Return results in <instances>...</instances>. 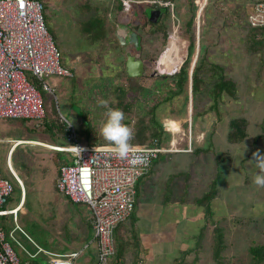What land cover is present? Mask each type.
Masks as SVG:
<instances>
[{
    "label": "rangeland",
    "instance_id": "374dc122",
    "mask_svg": "<svg viewBox=\"0 0 264 264\" xmlns=\"http://www.w3.org/2000/svg\"><path fill=\"white\" fill-rule=\"evenodd\" d=\"M107 1L42 0L47 7L45 13L49 18L48 25L53 29L56 43L63 52L62 63L66 68L73 70V77L42 76V80L49 88L47 90L41 85L40 93L45 112V119H43L49 123L51 121L57 124L64 123L71 143L64 142L62 139L51 140L49 134L42 132L40 121L35 125L34 121L24 124L20 120L0 119V172L13 187L10 201L6 205L7 209L14 208L20 200V191L15 178L6 166L10 142L13 140L40 142L35 144L38 146L21 145L10 154L13 169L22 180L26 195L24 210L19 212L16 223L12 215L0 217V227H5L6 241L23 264H47L48 257L39 253V248L50 253L60 252L74 248L85 240L87 233L84 226L79 225L81 223L79 217L85 213L86 206L72 204L55 188L58 167L69 159V155L58 154L39 145H42L41 142L51 146L72 145L74 137L65 123V118H70L71 115L74 123L69 128L75 132V139L79 144L87 142L84 136L88 134L92 140L86 144H107V142H96L100 141L96 139V137L99 138L96 132L104 119L100 113L101 107L98 101L114 99L113 95L116 94L107 92L108 86L113 84L109 80L112 81L114 78L118 80L117 85L132 88L129 99L138 102L132 110L131 123L128 125L135 132L136 119H140L135 112L141 113L143 109L151 107L162 99L165 93H169L170 87L165 82L164 76H173L175 70L180 69V63L182 64L187 56L188 37L192 34L195 50L190 60L189 74L207 50L208 60L219 64L225 76L236 81V97L224 98L218 105V112L208 110L202 116L199 112L206 110L210 101L205 95L194 99L189 81L185 94L174 96L166 101V105L164 104L158 111V119L165 125L167 131L166 140L163 141L162 146L170 151L160 155L154 168L156 176L159 175L155 178L157 183L153 188L155 192L151 193L149 184V194L159 196L165 193L166 180L171 175L176 177L179 174H188V178L182 175L175 180L177 184L175 188L180 190L176 198L181 196L180 192L184 187L189 186L187 199L191 202L193 198H199L209 192L210 184L215 178H219V182H222V176L219 177L222 174L225 179L221 184H215L216 195L217 197L220 195L223 202L226 200H232V202L224 203L225 208H215L222 215L228 214L221 224L230 231L233 241L235 240L236 243L240 241L241 249L251 245L252 239L256 247L264 241L263 230H261L262 234L260 232L257 234L256 223L252 219H242L244 222L236 219L242 211L248 212L249 215L251 205L250 203L234 204L233 197L241 195L251 202L254 205L253 215L256 216V213H259L257 219L261 220L260 229L264 227L262 222L264 188H258L252 183L257 169L250 162L253 158L252 154L257 150L264 155V34L258 45L259 49L254 48V51L250 52L245 39L246 28L242 27V23L246 22L250 15L251 4L263 0H123L129 2V7L125 8L122 3L121 12H117L115 5ZM155 1L169 6L151 5ZM88 2L90 9L93 10L82 13L80 9L84 5L88 6ZM201 5L203 10L199 13ZM155 7L168 8L170 20L165 23V19H161L160 25H166L162 26V29L159 27V35L151 39L150 32L153 28L146 25L142 29V26L146 21L145 18H149L150 12L155 10ZM103 11L110 21L117 20L116 30L126 27L127 33L130 34L129 25H140L138 33L142 45L140 51L134 49L132 44L125 45L122 49L112 42L88 44L80 32L79 23ZM189 21H192L191 27L188 32H185L184 26ZM109 26L110 31L112 27L110 24ZM110 36H112L111 33L108 34V37ZM172 38L176 39L177 54H171L168 50ZM202 47H204L203 54L200 51ZM127 53L148 62L145 63L147 65L145 75L141 78L130 79L116 76L119 68L122 69ZM157 62L159 68L162 69V65L167 73L159 72ZM164 84L167 85L165 88ZM104 93H108V96H104ZM234 119H244L247 122L245 127L247 137L239 144H230L227 140V134L231 131L230 122ZM195 131L196 139H193ZM206 134L210 135L209 140ZM196 142H199L203 149L213 150L212 153L191 156V146H194ZM183 149L189 154L179 153ZM213 152L221 153L225 158L227 156L226 161L217 164ZM218 166H221L222 170ZM226 181L225 186L223 183ZM233 184H235L234 187H229ZM153 185L154 183L151 186ZM220 204L217 201L214 205ZM155 205L157 204L151 201V197L148 199L141 197L136 209L143 212V209L147 208L144 212L151 213L162 210ZM171 205L177 207L179 203L172 200ZM189 210L193 212L190 216H188ZM200 210L203 212L202 208L191 203L179 205V212L185 213L186 226L190 230L204 227L203 216L194 218V214ZM217 216L215 221H221V218ZM157 221L163 222L165 228L178 223L177 219ZM16 225L20 227L19 231L14 230ZM238 226L244 228V232L242 236L238 234L235 239L234 229ZM191 243L192 241L188 244L191 245ZM33 255H36L35 258L31 257ZM82 256L76 263L80 264Z\"/></svg>",
    "mask_w": 264,
    "mask_h": 264
},
{
    "label": "built area",
    "instance_id": "2783aa9c",
    "mask_svg": "<svg viewBox=\"0 0 264 264\" xmlns=\"http://www.w3.org/2000/svg\"><path fill=\"white\" fill-rule=\"evenodd\" d=\"M122 3L125 8L129 7L128 1L122 0ZM152 3L169 6L158 1ZM247 23L254 29L264 28V1L253 5ZM42 76H72L62 65L61 53L46 28L42 2L0 0V119L39 122L45 117L44 101L34 84L36 80L49 90ZM67 129L74 137L72 145L47 146L70 158L68 163L60 165L55 188L72 203L86 206L92 220L93 239L77 251L57 254L39 248L38 252L48 257L47 264H76L90 244L95 243L97 253L93 264H106L115 254L114 230L134 211L136 183L149 171L159 154L170 150L154 141L147 146H134L127 159H117L108 145H80L75 132ZM20 145L28 144L25 141L10 142L9 159L11 152ZM6 166L23 192V184L9 160H6ZM12 193V185L0 172V216L17 215L18 208L5 209ZM0 264H23L5 240L2 230Z\"/></svg>",
    "mask_w": 264,
    "mask_h": 264
},
{
    "label": "trees",
    "instance_id": "16d2710c",
    "mask_svg": "<svg viewBox=\"0 0 264 264\" xmlns=\"http://www.w3.org/2000/svg\"><path fill=\"white\" fill-rule=\"evenodd\" d=\"M39 1L42 2V0H39ZM259 2H262V1H259ZM111 3H113L115 5V9L117 12L122 11V9H123L122 0H112ZM253 4H255V3H253ZM42 5H43V17H44L46 28H47L48 32L51 34L56 47L60 51V47L57 45L56 39L53 35L54 34L53 29L51 27H49V25H48L49 18L47 17V15L45 13L47 7L43 3H42ZM201 7H202V5H201ZM201 7L198 10L199 13L201 11ZM155 8L160 11V17L157 20V23H155V24L150 23L149 18L147 19V17H146L145 18L146 21H144L143 26H142V29L144 27H146V25H149L150 27L153 28V30L150 32V38L151 37L153 38V36L159 35V31H160L159 27L162 29V26L166 25V24L160 25L161 19L164 18L165 23L170 20V14L168 12V8H159V7H155ZM92 10L90 9L89 2H88V6L84 5L82 7V9H80V11L82 13H86V11H92ZM246 16H247V14H246ZM246 16H244V17L246 18ZM109 19L110 18L107 16V14H104V11L98 12V14H96L95 16H93V17L91 16L90 18H86V20L84 19L83 22L79 23L80 32L83 35V37L85 38V40L88 42V44H90V45H94L96 43L101 44L103 42H107V43L112 42V43H115V46L122 49L124 46H120L117 38L115 37V32H116L115 25H117L116 24L117 20L114 19L113 21H110ZM191 23H192V21H189L185 24V26H184V28H186L184 30L185 32L189 31V29L191 27ZM109 24L111 25L113 30L111 29L109 31V29H108V27H110ZM139 26H140L139 24H134V25H129L128 28L131 32H135L137 34L139 45L136 48L134 45H133V47H134V49L140 51L142 45H141L140 35L138 34L140 31ZM242 27L246 28L245 39L247 42L248 51L252 52V51H254V48H256L255 50L259 49L258 45H260V43H261L262 36L264 34V28H261V29L251 28L249 26V24L247 23V21L242 23ZM109 33H111L112 36L108 37ZM108 38H110V39L108 40ZM194 50H195L194 36L192 34H190L188 37L187 56L184 59L179 71L177 73L173 74V76H166V77L164 76L165 82H167V85L170 87L169 93L168 92L165 93L163 95L164 97L161 96V97H163L162 99H160L157 103H154L151 107L146 108L145 110L143 109V111L141 113L135 112V114H137L139 116L138 118H140V119H138V120L136 119V122H135V124H137V125L135 127L134 139L131 141L133 146L134 145L147 146V145L152 144L154 141H157L158 145H160V146L163 145V141L166 140L165 138L167 136V131L165 130L166 129L165 125L162 124L161 121L158 119L159 118L158 117V111H160L162 109V106L164 104L166 105V101L171 100L174 96H180L181 94H185V89H186L189 81L191 82V93H192V96L194 99H196V98L199 99V97L201 98L203 95H205L208 98V100L210 101L208 108L206 110H202L199 112V114L202 116L205 115L208 110L218 112V105L220 104V102L223 101L224 98L229 97V98L233 99L236 97V92H237L236 81L233 79L227 78L224 74L223 68L219 64H217L215 62H211L208 60V58L206 57L207 50L205 51L204 55H201L200 62L196 66L193 67L191 77H190V74H189V72H190L189 68L191 66L190 60H191L192 54L194 53ZM200 51H201V54H203L204 53V47H202V49H200ZM60 53H61V63H62V53L63 52L60 51ZM142 60L144 62H147V61H145V59H142ZM62 65L65 67L64 63H62ZM124 65H125V62H123L122 69L120 70V68H119L120 73L118 72V74L116 75L117 77H121V78L122 77H128L125 73V66ZM144 66H145V71H146L147 65L145 64ZM69 70L72 73L71 77H73V70H71V69H69ZM159 72L161 73V71H159ZM115 80H116V82H114ZM109 81L111 83L113 82L114 85L111 84L110 87L108 86L107 92H109L111 94L113 92L116 95H113V98H114L113 100H110V101L107 99H105V100L108 101L110 107L119 108L125 114H127V117H125L124 122H125V124L130 125L132 110L138 104V102L131 101L129 99L130 91L132 90V88L117 85L118 80L116 78H114L112 81L110 79ZM34 84H35L36 88L40 91L42 88L41 84L36 80L34 81ZM167 85L164 84V88ZM104 96L107 97L108 93H104ZM104 111H106V109L101 107L100 113L102 114ZM126 118H128V120ZM144 118H146V119H144ZM44 119H42L40 121V123L42 125V132H44L45 134H49L51 140L55 141V140L62 139L64 142L67 141L68 143H71L68 140V133L66 132V126L64 125V123L63 124H57L55 122L53 123V121H51L49 123L48 121H46ZM13 120H15V119H13ZM18 120H20V119H18ZM20 121L24 122V124H25L26 122H28V121L30 122L33 120L21 119ZM34 122L36 125V121H34ZM246 123L247 122L244 119H234L230 122L231 131L228 132V134H227V140L230 144H239L240 142H242L247 137V132L245 129ZM55 130H56V132H55ZM90 137H91L90 134L84 136V139L87 141L86 143H88V141L90 142L92 140ZM96 139L100 140V141H96V142H106L101 137H99V138L96 137ZM168 139H167V141H168ZM86 143L80 144V145H86V146L95 145L94 143H90V144H86ZM100 145H108V144L101 143ZM212 151L210 148H208V149L199 148L195 152L194 156L197 157L202 153L207 155L209 153H212ZM56 153L62 154L63 152H56ZM160 155H162V154H160ZM160 155L152 163V167L158 163V159H160ZM214 158H215V162L217 164H220L223 161H226L227 156L225 158L223 156V154H221V153H214ZM68 161H70V158L66 161V163H68ZM59 167H58L57 175L59 173ZM218 168L222 170L221 166H218ZM149 174H151V172H147L136 183L135 189L137 192L139 191V184H141L142 181H144L146 178H148ZM182 175L184 177H187V178L189 177L188 174H179L176 177L174 175L170 176L168 178L167 189L170 188L171 183H173L172 181L174 179L176 180V179H178V177H180ZM216 181L217 180L215 178L213 180V182L210 184L209 192L205 193L203 196H201L199 198L198 197L195 198L193 201L196 206L203 209L205 215L207 216V220L210 219L209 217L212 214L211 205H212L213 199L216 196V189H215ZM134 211H135V208H134ZM134 211L131 215L132 218L134 215ZM125 222L120 223L116 227V229L120 225L124 224ZM116 229L114 230V237H113L114 242H115V248H116L115 252H117V249L119 251V249L121 248L120 245L116 246V240H115L117 238L115 236ZM202 232H203V230H201V234H202ZM223 237H224V235H223L222 230L217 229L216 234L214 236V249H215V253L217 255H219V252H221V250L224 246ZM251 254H252V257L254 260H257L258 258H260L262 255H264V245L260 246L258 248L255 247L254 249H252Z\"/></svg>",
    "mask_w": 264,
    "mask_h": 264
},
{
    "label": "crops",
    "instance_id": "0c3cea01",
    "mask_svg": "<svg viewBox=\"0 0 264 264\" xmlns=\"http://www.w3.org/2000/svg\"><path fill=\"white\" fill-rule=\"evenodd\" d=\"M100 1H107V0H100ZM107 2L111 3V0H108ZM107 2L105 3L108 5ZM253 5L251 4L250 7L252 8ZM60 51L62 52L61 49ZM125 60H126V55H125ZM191 73H190V77H191ZM201 133L203 134V132ZM191 134H193L192 129H191ZM195 135H196V131L194 132L193 139H196ZM206 135L208 139L210 135L209 134H206ZM35 142L40 143L39 141H35ZM199 148H202V147L199 145V142L198 143L196 142L194 146H191L192 154L190 155L191 156L194 155L197 149ZM183 152H184V149L182 150V152H179V153H183ZM185 154H189V153H185ZM155 166L152 167L151 165L150 167L151 169H149L150 171H148V172H151V174H149V177L146 178L144 181H142L141 184H139V191L137 192L135 189L136 205H135V211H134L133 218L131 217L130 219H128V221H126L124 224L120 225L116 229L115 231V236L117 237L115 239L116 246L120 245L121 248L119 249V251L117 249L118 253L115 252V254L107 261L106 264H264V255H262L257 260H254L252 257L251 250L255 248V243L253 239H252L251 245H246L242 247L241 249L240 241H238L239 244L236 243L235 240L233 241L230 231L226 227L224 228L222 226L221 223H223V221L226 220L228 214L225 213V215H222L219 212H217L215 208H220V209L225 208L224 203L228 204L229 202H232V200L231 201L226 200L225 202H223L222 197H220V195H218L217 197L216 195L212 201V205H211L212 214L209 217L210 219L207 220V216L205 215L204 211L202 212L200 210V212L194 214V218L203 216L205 220V223H204L205 225L203 228L196 229V230L193 229L194 231L190 230L189 227L186 226V218L184 216L185 213L179 212V205H183L185 203H188V204L191 203L194 206H196L193 203L195 198H193L191 202H188L187 197L189 195V190H188L189 186L188 187L186 186L187 188L184 187V189L180 192L181 196H179L178 199L176 198V194L180 190H177L175 188V186L177 185L175 179L172 181L173 183H171V186L169 189H167L168 180H166L167 182L165 181L166 182V186H165L166 192L165 193L159 194V196H157V194L155 195L149 194L148 185L150 184V187L152 189L151 193H154L155 191L153 188H155V184H157L155 178L159 177V175L156 176V172L154 171ZM220 176H222L221 181L223 182L225 179L224 175L221 174L219 175V177ZM216 180L218 181V182L216 181V184L222 183V182H219V178H217ZM153 183L154 185L152 187L151 185ZM223 185L226 186L227 181L224 182ZM234 186L235 184L229 185V187H234ZM141 197L142 199L143 197H146L147 199L151 197V201L154 204H157L155 206H157L159 209H162V210L151 213V212H144L145 210H147V208H144L143 212L138 211L136 209V206L139 200L141 199ZM66 199L69 200L68 198ZM172 200L178 201L179 205L177 207L172 206L171 205ZM23 201H25V198L23 199ZM217 201H219L221 204L214 205ZM233 201H234V204L236 203L239 205H243L242 203H246V204L250 203L251 210H250L249 215H248V212L242 211L240 216L237 217L236 219H239V220L252 219L254 223H256L255 230L257 234L258 232L262 234L261 230H263V234H264V227L260 229L261 226L259 225V222L261 220L258 221L257 219V215H259V213H256V216L255 214L253 215L252 208H254V205L251 204V202H249L247 199L244 198V196H241V195L240 196L235 195L233 197ZM21 207H22L21 211H23L24 210L23 206ZM191 209H193V207H191ZM7 210H11V209H7ZM19 212L17 213L15 217L12 216L13 221L15 223L17 222L16 218ZM192 213L193 212L189 210L188 216H190V214ZM5 216H9V215H5ZM216 216L220 217L221 221L216 222L215 221L217 220L215 218ZM0 217L4 218L2 216ZM90 217L91 216L87 208H86L85 213L81 214L79 217L81 218V223L79 225L84 226L85 231L87 233V236H85V240L81 244H79L78 246L74 248L72 247L69 250H61L60 252L57 251V252H51V253L62 254V253L77 251L80 249L81 246L83 247L85 244L91 243L93 239V227H92V220L90 219ZM161 219L162 220L177 219L178 223L177 224L174 223L170 228H165L163 222L157 221ZM213 220L215 222H213ZM263 220L264 219L262 218V222L264 226ZM182 223L184 224V226H180V224ZM217 223H218V226H217ZM239 225H241V223ZM15 229L19 231L20 227L16 225L14 230ZM217 229L222 230L223 235H224L223 237L224 246L221 252H219V255L215 253V249H214V236L216 234ZM0 230H2L5 234V227H0ZM200 230H203L202 234ZM234 231L236 232V234L234 232V237L236 239L238 234L242 236V233L244 232V228H242L241 226H238L237 229H234ZM186 239H188V241ZM5 240H6V236H5ZM190 241H192L191 245L188 244ZM263 245H264V241H261L259 244L256 245V248L263 246ZM114 246H115V242H114ZM96 253L97 251H96L95 243L90 244L87 251L83 254L80 264H93V262H95L96 260ZM243 253L245 255H243ZM34 264H39V263H34ZM76 264H78V262Z\"/></svg>",
    "mask_w": 264,
    "mask_h": 264
},
{
    "label": "clouds",
    "instance_id": "9594fccd",
    "mask_svg": "<svg viewBox=\"0 0 264 264\" xmlns=\"http://www.w3.org/2000/svg\"><path fill=\"white\" fill-rule=\"evenodd\" d=\"M181 65L182 64L180 63L179 67H181ZM178 71H175V73H177ZM98 105L100 107L106 109V111H104L102 113L104 119L100 123V127H99L98 132H96L97 135L99 137H101L104 141L107 142V144L110 147L111 152L114 155V157H116L117 159H127L129 157L130 153L132 152L133 147H134L133 144L131 143V141L134 139V132L130 126H128L127 124L124 123L125 113L119 108L110 107L107 100H99ZM65 123H67V127H71L73 125L74 121L72 119V115L70 116V118H68V117L65 118ZM16 141H19V140H16ZM30 146H32V145H30ZM48 146H51V145H48ZM18 147H16V148H18ZM52 147H54V146H52ZM7 155H8V152H7ZM252 157L253 158H252V160H250V162L253 163L255 168L257 169V172L253 175L252 183L255 186H257L258 188H264V155H262L260 153V151L257 150L256 152H254L252 154ZM12 168H13V166H12ZM13 171H14V169H13ZM14 173H15V171H14ZM16 176H17V174H16ZM21 182H22V180H21ZM22 184H23V182H22ZM18 188L20 191V200L17 203V205L13 209H11V210H14V209L18 208L17 213L19 211V207L23 206V204H24L23 199L25 198V193H26L24 184H23V192L21 191L19 186H18Z\"/></svg>",
    "mask_w": 264,
    "mask_h": 264
},
{
    "label": "water",
    "instance_id": "95a60500",
    "mask_svg": "<svg viewBox=\"0 0 264 264\" xmlns=\"http://www.w3.org/2000/svg\"><path fill=\"white\" fill-rule=\"evenodd\" d=\"M160 17L159 10H152L149 14V22L152 24L157 23ZM128 29L123 27L122 29L116 30L115 37L117 38L121 46L132 44L135 47L138 46V37L135 32L127 33ZM144 61L130 53L126 54L125 60V73L129 78H141L145 74Z\"/></svg>",
    "mask_w": 264,
    "mask_h": 264
},
{
    "label": "bare ground",
    "instance_id": "6f19581e",
    "mask_svg": "<svg viewBox=\"0 0 264 264\" xmlns=\"http://www.w3.org/2000/svg\"><path fill=\"white\" fill-rule=\"evenodd\" d=\"M204 7V6H203ZM203 9H202V7H201V11H202ZM201 11H200V13H201ZM181 46V45H180ZM181 48V47H180ZM184 49V48H183ZM169 51H170V53L171 54H177L178 53V47H177V44H176V39L175 38H172V40H171V45L169 46V49H168ZM161 67H162V69H160L159 68V63H158V69H159V71H161L162 73H167L166 71H165V68L161 65ZM25 143L26 144H28V145H32V146H38V145H35L34 143H36L35 141H25ZM47 144H44V143H42V145H39V147H43V148H47ZM7 160H9L10 161V164H12L11 163V160L9 159V158H7ZM22 207H19V211H21L22 209H21ZM18 211V212H19Z\"/></svg>",
    "mask_w": 264,
    "mask_h": 264
},
{
    "label": "flooded vegetation",
    "instance_id": "af4514ba",
    "mask_svg": "<svg viewBox=\"0 0 264 264\" xmlns=\"http://www.w3.org/2000/svg\"><path fill=\"white\" fill-rule=\"evenodd\" d=\"M146 62H144V64H145Z\"/></svg>",
    "mask_w": 264,
    "mask_h": 264
}]
</instances>
